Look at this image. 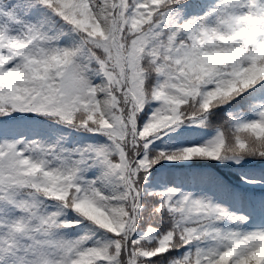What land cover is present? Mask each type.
Returning a JSON list of instances; mask_svg holds the SVG:
<instances>
[{"label": "snow or ice", "instance_id": "1", "mask_svg": "<svg viewBox=\"0 0 264 264\" xmlns=\"http://www.w3.org/2000/svg\"><path fill=\"white\" fill-rule=\"evenodd\" d=\"M0 264H264V0H0Z\"/></svg>", "mask_w": 264, "mask_h": 264}, {"label": "trees", "instance_id": "2", "mask_svg": "<svg viewBox=\"0 0 264 264\" xmlns=\"http://www.w3.org/2000/svg\"><path fill=\"white\" fill-rule=\"evenodd\" d=\"M167 139V138H166Z\"/></svg>", "mask_w": 264, "mask_h": 264}]
</instances>
